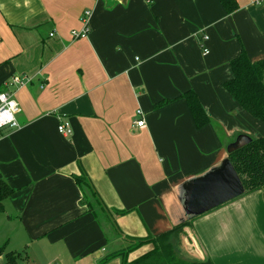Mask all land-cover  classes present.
I'll return each mask as SVG.
<instances>
[{
  "label": "crops",
  "instance_id": "0c3cea01",
  "mask_svg": "<svg viewBox=\"0 0 264 264\" xmlns=\"http://www.w3.org/2000/svg\"><path fill=\"white\" fill-rule=\"evenodd\" d=\"M236 1L227 13L220 0H0V90L20 107L19 127L0 130L11 236L58 245L51 264H121L103 261L189 222L170 238L179 257L264 264V195L243 194L226 151L235 135L264 137V122L223 88L242 49L264 58V0ZM86 9L89 33L73 39ZM24 75L25 85L10 83ZM189 90L211 118L201 128L180 97ZM80 171L106 219L89 210Z\"/></svg>",
  "mask_w": 264,
  "mask_h": 264
},
{
  "label": "trees",
  "instance_id": "16d2710c",
  "mask_svg": "<svg viewBox=\"0 0 264 264\" xmlns=\"http://www.w3.org/2000/svg\"><path fill=\"white\" fill-rule=\"evenodd\" d=\"M220 2L227 13H232L237 9L236 0H220ZM229 65L232 76L223 83V88L235 99L242 110L247 112L251 117L264 122V58L251 61L242 49L236 57L230 60ZM180 97L186 101L195 125L198 128L203 127L211 121V118L207 115L193 91H186ZM163 103V101H160L156 105ZM228 142L227 140L226 143ZM227 156L241 183L243 194L260 190L264 195V137L250 136V141L245 146L227 153ZM73 177L81 189L86 188L90 192L95 203L99 202L96 191L92 188L83 172L80 171V174ZM13 192V188L0 179V211L3 210V201L11 196ZM87 206L90 207L89 210H92L90 203H87ZM188 224L189 222H183L157 236H146L135 240L130 239L131 242L129 241V244L125 248L119 252H112L107 255L103 262L120 256L122 259L121 264H125L124 259L131 251L141 245L151 244L152 247L149 250L140 254L128 262V264H207L204 261L183 259L175 252L173 241L170 238L172 235L185 234L184 227L188 226ZM2 250L0 248V252ZM18 255V253H7L6 257L10 264H15Z\"/></svg>",
  "mask_w": 264,
  "mask_h": 264
},
{
  "label": "built area",
  "instance_id": "2783aa9c",
  "mask_svg": "<svg viewBox=\"0 0 264 264\" xmlns=\"http://www.w3.org/2000/svg\"><path fill=\"white\" fill-rule=\"evenodd\" d=\"M91 10L86 9L83 11L81 15V28L80 29H72L70 31L71 37L73 39L78 38H85L89 33V20L91 17ZM53 33H50V36H52ZM206 38V36H204ZM203 54L208 53V49L201 45ZM30 80V77L27 75L24 76H13L11 78L10 83L13 85H16L17 87L25 85ZM20 111V107L15 100L13 94L6 90H0V130H2L5 127L10 128H17L19 127V124L16 120V115ZM137 114L141 115V111L137 110ZM134 125L138 127H144V119L138 118L134 120ZM57 130L60 134L64 136H68L71 134L72 130L70 127V124L68 121H62L57 126ZM1 137V134H0ZM0 264H9L7 257L3 252H0Z\"/></svg>",
  "mask_w": 264,
  "mask_h": 264
},
{
  "label": "rangeland",
  "instance_id": "374dc122",
  "mask_svg": "<svg viewBox=\"0 0 264 264\" xmlns=\"http://www.w3.org/2000/svg\"><path fill=\"white\" fill-rule=\"evenodd\" d=\"M97 203L93 201L91 205L95 209L96 213L101 214V216L104 217V219L110 216L107 210L104 209L105 211H103L101 205L98 203L99 204L98 206ZM3 204L4 206H8L6 200L3 201ZM8 214L9 211L7 210V208L4 212L0 211V247L5 246L6 247L5 249H7L8 251H14L20 253L21 259L18 261V264H33V263L51 264L46 262L48 261V257L51 255L52 250H54L55 248L60 249V247L58 245L51 246L47 241H43V243L26 244L27 240L22 238L19 234H17L16 236H11L10 235L11 230L12 228L16 227L17 221L16 219L13 220L8 219L7 216ZM144 245H141L137 249L142 248ZM124 260H125V264H128L127 257ZM67 264H75V263L70 262Z\"/></svg>",
  "mask_w": 264,
  "mask_h": 264
},
{
  "label": "water",
  "instance_id": "95a60500",
  "mask_svg": "<svg viewBox=\"0 0 264 264\" xmlns=\"http://www.w3.org/2000/svg\"><path fill=\"white\" fill-rule=\"evenodd\" d=\"M249 141H250L249 135L238 134L232 142L227 144L226 151H227V153L235 151V150L245 146Z\"/></svg>",
  "mask_w": 264,
  "mask_h": 264
}]
</instances>
